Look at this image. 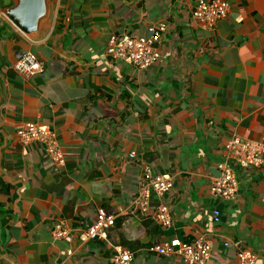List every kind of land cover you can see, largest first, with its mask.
Listing matches in <instances>:
<instances>
[{"label": "crops", "instance_id": "obj_1", "mask_svg": "<svg viewBox=\"0 0 264 264\" xmlns=\"http://www.w3.org/2000/svg\"><path fill=\"white\" fill-rule=\"evenodd\" d=\"M200 1L51 0L32 39L3 13L16 1L0 0V264H111L119 245L133 264H187L150 250L175 237L208 240V264H235L238 248L264 264V162L235 166V201L209 191L234 134L264 143V0H222L229 14L212 26L193 18ZM160 21L168 28L150 68L106 53L111 36L149 37ZM26 51L42 72L16 70ZM26 122L55 132L64 165L22 145ZM147 167L173 177L163 199L151 198L170 206L169 228L135 209ZM101 208L117 214L108 239L83 241ZM60 221L70 232L55 239Z\"/></svg>", "mask_w": 264, "mask_h": 264}, {"label": "built area", "instance_id": "obj_2", "mask_svg": "<svg viewBox=\"0 0 264 264\" xmlns=\"http://www.w3.org/2000/svg\"><path fill=\"white\" fill-rule=\"evenodd\" d=\"M229 5L222 0H201L193 11V18L206 25L212 26L219 19L229 14ZM168 26L165 21L153 25L149 37L136 35H113L108 41L106 53L115 60L129 64L138 70L150 68L160 60L157 50L162 34ZM16 70L26 76H32L43 71V63L29 51L23 52L15 64ZM19 141L24 146L42 145L43 151L51 162L57 166L65 164L66 158L61 150L55 132L48 126L35 122H26L17 131ZM136 153H130L135 158ZM264 162V143L234 134L225 145V159L219 163L220 175L210 184V194L215 199L235 201L240 195L239 179L235 166L243 169L258 168ZM173 187V177L169 174L154 173L147 167L143 173L140 189L134 201L135 209L142 216L153 219L163 229L172 225L170 206L162 201L157 207L151 206V198L156 195L163 197ZM117 214L99 209L97 219L87 229L80 233L83 241L107 240L109 230L115 225ZM221 221L218 209L214 211V222ZM70 229L64 221L55 223L52 235L55 239H62L69 235ZM225 245H229L226 242ZM211 243L198 237L193 241H182L175 237L169 242L157 244L150 248L157 255L176 254L187 264H208L210 259ZM71 254V253H69ZM133 252L123 246H116L110 257L111 264H133ZM257 255L247 248H238L235 264H256Z\"/></svg>", "mask_w": 264, "mask_h": 264}, {"label": "water", "instance_id": "obj_3", "mask_svg": "<svg viewBox=\"0 0 264 264\" xmlns=\"http://www.w3.org/2000/svg\"><path fill=\"white\" fill-rule=\"evenodd\" d=\"M15 1V5L4 9L3 13L25 35L38 38L43 24L51 15V0Z\"/></svg>", "mask_w": 264, "mask_h": 264}]
</instances>
